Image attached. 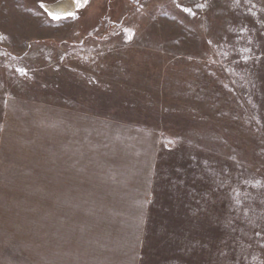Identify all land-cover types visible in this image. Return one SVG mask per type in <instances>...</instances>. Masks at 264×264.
Returning <instances> with one entry per match:
<instances>
[{"label": "rangeland", "instance_id": "obj_1", "mask_svg": "<svg viewBox=\"0 0 264 264\" xmlns=\"http://www.w3.org/2000/svg\"><path fill=\"white\" fill-rule=\"evenodd\" d=\"M99 123L155 136L147 200ZM0 264H264V0H0Z\"/></svg>", "mask_w": 264, "mask_h": 264}, {"label": "crops", "instance_id": "obj_2", "mask_svg": "<svg viewBox=\"0 0 264 264\" xmlns=\"http://www.w3.org/2000/svg\"><path fill=\"white\" fill-rule=\"evenodd\" d=\"M74 122L75 126H72V129L77 134L74 142L78 148L76 152L83 154L84 147L89 145L90 121L75 119ZM97 127L96 132L99 136L97 152L100 155V162L104 164L101 165V170L115 171L114 177L117 179L121 162L125 174L135 178V182H129L127 185L132 186L135 193L145 195L142 197L143 201L147 200L146 195L150 190L148 187L152 185L149 180L154 177L156 163L155 136L141 128L114 123H99ZM145 178L147 180L142 182ZM112 185L118 184L115 182Z\"/></svg>", "mask_w": 264, "mask_h": 264}, {"label": "bare ground", "instance_id": "obj_3", "mask_svg": "<svg viewBox=\"0 0 264 264\" xmlns=\"http://www.w3.org/2000/svg\"><path fill=\"white\" fill-rule=\"evenodd\" d=\"M73 10V4L69 1H62L56 5L51 6L50 11L57 15L63 16Z\"/></svg>", "mask_w": 264, "mask_h": 264}, {"label": "snow or ice", "instance_id": "obj_4", "mask_svg": "<svg viewBox=\"0 0 264 264\" xmlns=\"http://www.w3.org/2000/svg\"><path fill=\"white\" fill-rule=\"evenodd\" d=\"M85 2H87V0H85ZM43 7V5H41ZM48 15L53 19V20H60L62 19V17L60 16H57L55 14H53L52 12H48ZM68 16H71L72 18H76L72 13H69ZM64 18H67V17H64ZM21 74L22 75H25L26 73H24L22 70H21Z\"/></svg>", "mask_w": 264, "mask_h": 264}]
</instances>
